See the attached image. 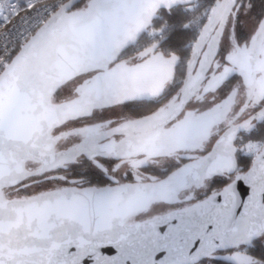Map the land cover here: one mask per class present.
Instances as JSON below:
<instances>
[{
  "label": "snow or ice",
  "instance_id": "1",
  "mask_svg": "<svg viewBox=\"0 0 264 264\" xmlns=\"http://www.w3.org/2000/svg\"><path fill=\"white\" fill-rule=\"evenodd\" d=\"M258 126L264 0H0V264H264Z\"/></svg>",
  "mask_w": 264,
  "mask_h": 264
},
{
  "label": "trees",
  "instance_id": "2",
  "mask_svg": "<svg viewBox=\"0 0 264 264\" xmlns=\"http://www.w3.org/2000/svg\"><path fill=\"white\" fill-rule=\"evenodd\" d=\"M207 0H198L197 3H194V5L197 7V9L202 8L203 4L206 3ZM164 16L166 19H169L170 22L174 23L176 25L175 28L171 27L169 28V31H173L172 36L170 38V43L174 47H182L183 43L186 42L189 38H191L194 33L195 29H184L180 27V24L183 22H186L189 18V13H186L183 11V9H177L172 13V15L169 17L167 13H164ZM160 21H157V25H159ZM264 135V134H263ZM258 138V137H253Z\"/></svg>",
  "mask_w": 264,
  "mask_h": 264
},
{
  "label": "flooded vegetation",
  "instance_id": "3",
  "mask_svg": "<svg viewBox=\"0 0 264 264\" xmlns=\"http://www.w3.org/2000/svg\"><path fill=\"white\" fill-rule=\"evenodd\" d=\"M197 1H198V0H196L194 3H197ZM263 134H264V126H258L257 129L254 130L253 133H251V134H245V135L243 136V139L247 140V139H249L250 136H251V137H259V136H261V135H263ZM248 159H249V158H247V157H240V160H241L242 162H247Z\"/></svg>",
  "mask_w": 264,
  "mask_h": 264
},
{
  "label": "water",
  "instance_id": "4",
  "mask_svg": "<svg viewBox=\"0 0 264 264\" xmlns=\"http://www.w3.org/2000/svg\"><path fill=\"white\" fill-rule=\"evenodd\" d=\"M196 0H194V2H195Z\"/></svg>",
  "mask_w": 264,
  "mask_h": 264
}]
</instances>
